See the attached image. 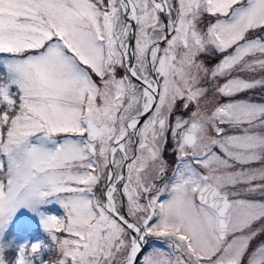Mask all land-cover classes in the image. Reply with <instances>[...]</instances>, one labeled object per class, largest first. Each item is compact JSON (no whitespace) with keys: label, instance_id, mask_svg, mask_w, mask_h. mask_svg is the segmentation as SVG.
I'll use <instances>...</instances> for the list:
<instances>
[{"label":"snow or ice","instance_id":"obj_1","mask_svg":"<svg viewBox=\"0 0 264 264\" xmlns=\"http://www.w3.org/2000/svg\"><path fill=\"white\" fill-rule=\"evenodd\" d=\"M38 261L264 264V0H0V264Z\"/></svg>","mask_w":264,"mask_h":264},{"label":"rangeland","instance_id":"obj_2","mask_svg":"<svg viewBox=\"0 0 264 264\" xmlns=\"http://www.w3.org/2000/svg\"><path fill=\"white\" fill-rule=\"evenodd\" d=\"M256 95L258 96L259 93ZM40 211L45 215H51L57 218H63L65 214L64 209L54 199L42 206ZM4 242H12L17 248L20 246L41 244L43 249L42 260H47V248L52 246L50 238L40 224V217L23 208L17 212L8 225L4 235ZM51 255L55 259L56 254L53 252ZM37 264H40V262L38 261Z\"/></svg>","mask_w":264,"mask_h":264},{"label":"flooded vegetation","instance_id":"obj_3","mask_svg":"<svg viewBox=\"0 0 264 264\" xmlns=\"http://www.w3.org/2000/svg\"><path fill=\"white\" fill-rule=\"evenodd\" d=\"M165 156H166V158H168V159H169V162H171V161H172V157H171V156H169V155H168V153H166V155H165Z\"/></svg>","mask_w":264,"mask_h":264}]
</instances>
